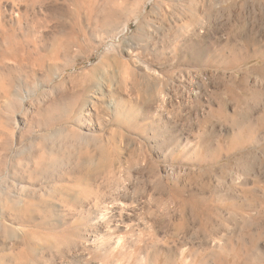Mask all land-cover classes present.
<instances>
[{
	"label": "rangeland",
	"instance_id": "374dc122",
	"mask_svg": "<svg viewBox=\"0 0 264 264\" xmlns=\"http://www.w3.org/2000/svg\"><path fill=\"white\" fill-rule=\"evenodd\" d=\"M80 14L44 33L42 66L0 65V264H264V0H91ZM101 214L111 238L94 243Z\"/></svg>",
	"mask_w": 264,
	"mask_h": 264
},
{
	"label": "bare ground",
	"instance_id": "6f19581e",
	"mask_svg": "<svg viewBox=\"0 0 264 264\" xmlns=\"http://www.w3.org/2000/svg\"><path fill=\"white\" fill-rule=\"evenodd\" d=\"M88 1H91V0H85V2H84V0H67L65 2H64V0H0V65H2V66L13 65L14 67L20 68V69L31 68V67L35 68L36 66H42L45 63V58H43L44 56L42 57L41 53H39V55H41V56H38L36 52L38 50H40L41 46H43V41L45 39L46 31L49 32L51 30L50 28L54 27L53 25H56L62 29L63 28L66 29V28L72 26L73 24L77 23L78 20H80V16H81L80 13L83 10L84 3L86 4V2H88ZM80 44H81L80 38L76 35L75 37H73L69 41L59 42L58 44L55 45L54 49H56L55 50L56 52H61V51L62 52H70V50L72 48L78 47V46H80ZM0 80H1V78H0ZM258 107H259V105H258ZM255 111H253V112H255ZM263 113H264V111H263ZM263 113L260 114L259 120L255 124L256 126L262 128V130H264V117H263L264 114ZM262 139L264 140V137H262ZM254 149L258 150V152H256V155H255L256 159H258V162L261 163V165L262 164L264 165V143H262V144L258 143V146L254 147ZM260 172H262L264 174V169H262ZM249 192H251L250 195L252 196L251 199L253 200V202H255V203L259 202L258 201L259 199H257L255 197L256 194H252L254 192V190L249 189ZM248 201H249V199H248ZM200 202H197V208L195 207L196 213H197L196 214L197 220L199 221V224H200L199 229L201 231H203L204 233H207L210 218L208 216L207 209L204 207L206 203L204 204V202L202 201L201 204L199 205ZM109 205L111 208L110 213H112V217H113L112 219L115 221V225L119 227L120 225H119V222L117 220H121L120 218L123 216V214H126V213H123L125 209L122 210L121 204H119V202L117 203L116 201H112V202L110 201ZM227 205L231 208L232 203L230 202ZM236 207H237V205H236ZM245 212H246V210H245ZM127 215L130 216L131 214H127ZM253 216L255 217V215H253ZM253 216H251V214L247 215L246 220L250 221L251 219H254ZM103 217L104 216H102V214H101L100 216L95 218L94 234L92 235V242H94V243L96 241L101 242V240L104 239L103 237H109L110 232L108 233V231L105 230L106 226H104ZM143 232H145V231H143ZM256 237H258V236H256ZM109 238H111V237H109ZM128 240H130V239H128ZM201 245H202V243H201ZM191 252L190 253H184V252L181 253L180 259H181L182 264H209L208 260L206 259L207 255H205L204 253H202V260L199 263H196L197 259H195L194 262H191L189 260L191 258L190 257ZM225 256L226 255H224L222 252H220V256L217 257V260L220 262V264H229V262ZM238 258H236L234 260L233 264H238L239 261H237V260H243V261L249 260L250 255L248 252H247V254L242 253L241 255L239 254ZM255 260H259V258L255 257ZM148 261H149V264H159V258L156 255H151V257H148ZM165 262H166L165 264H172V258L171 257L167 258V260ZM261 262H262V260H261ZM139 264H141V263H139Z\"/></svg>",
	"mask_w": 264,
	"mask_h": 264
}]
</instances>
